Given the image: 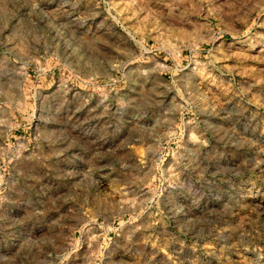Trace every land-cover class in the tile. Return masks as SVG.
Here are the masks:
<instances>
[{
	"label": "rangeland",
	"instance_id": "374dc122",
	"mask_svg": "<svg viewBox=\"0 0 264 264\" xmlns=\"http://www.w3.org/2000/svg\"><path fill=\"white\" fill-rule=\"evenodd\" d=\"M0 264H264V0H0Z\"/></svg>",
	"mask_w": 264,
	"mask_h": 264
}]
</instances>
